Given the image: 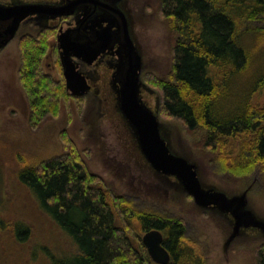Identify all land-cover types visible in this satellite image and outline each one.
Returning <instances> with one entry per match:
<instances>
[{
  "label": "rangeland",
  "instance_id": "374dc122",
  "mask_svg": "<svg viewBox=\"0 0 264 264\" xmlns=\"http://www.w3.org/2000/svg\"><path fill=\"white\" fill-rule=\"evenodd\" d=\"M49 1L53 0H0V4ZM161 7L162 0H124L121 4L143 58L142 97L158 114L163 135L173 153L197 166L205 188H214L229 196L242 194L245 191L242 182L224 179L212 166L215 153L203 148L201 132L189 131L180 121L161 116V97L154 81H172L173 47L177 39L172 23L161 15ZM70 21L28 20L0 50V264H53V256L80 253L75 242L19 181L23 168L37 169L47 160L66 155L82 159L89 172L102 179V185L116 191L137 209L181 219L187 227L185 240L193 249L194 264L199 261L202 264H259L263 232L245 229L229 242L234 228L230 216L198 206L176 178L157 173L143 157L117 109L108 62L98 67L82 64L92 85L90 93L79 100H63L58 117L47 116L38 126H31L29 96L19 72L23 49L36 45L30 42L25 47L22 39L29 36L45 40L44 47L30 54H38L40 50L45 74L59 81L64 76L57 51V33L52 27L66 29ZM101 182L96 181L95 185ZM247 198L249 208L264 220L262 185L250 191ZM17 222L30 229L26 241L18 240L14 233Z\"/></svg>",
  "mask_w": 264,
  "mask_h": 264
},
{
  "label": "trees",
  "instance_id": "16d2710c",
  "mask_svg": "<svg viewBox=\"0 0 264 264\" xmlns=\"http://www.w3.org/2000/svg\"><path fill=\"white\" fill-rule=\"evenodd\" d=\"M161 15L177 34L172 81L153 82L161 116L201 132L203 148L215 153L211 164L224 179L242 182L245 190L264 188V0H162ZM22 41L36 45L23 47L19 72L35 127L47 116L58 117L63 100L81 98L68 94L64 78L45 74L40 50L30 54L44 47L43 38ZM101 180L72 155L20 171V183L80 250L53 256V264H156L141 237L153 229L165 236L169 264H194L181 219L143 212ZM13 229L26 241V224ZM258 259L264 264V245Z\"/></svg>",
  "mask_w": 264,
  "mask_h": 264
},
{
  "label": "water",
  "instance_id": "95a60500",
  "mask_svg": "<svg viewBox=\"0 0 264 264\" xmlns=\"http://www.w3.org/2000/svg\"><path fill=\"white\" fill-rule=\"evenodd\" d=\"M123 0L111 3L91 0H71L62 6L46 4H0V50L13 40L20 26L30 17L47 20L72 15L84 8V17L75 29L58 36L60 58L66 89L74 97H84L92 90L89 77L78 69L76 60L92 66L107 51L115 48L117 62L113 67L111 88L116 96L117 109L129 129L143 157L159 174L174 177L194 202L204 209H216L234 221L229 242L243 230L255 229L264 233V220L248 206L249 186L242 194L229 196L214 188H205L197 166L171 150L164 137L158 114L142 97L143 58L130 32L126 14L118 7ZM103 11L109 14L108 25ZM164 234L153 229L143 235V244L156 264H169L171 255L164 246Z\"/></svg>",
  "mask_w": 264,
  "mask_h": 264
},
{
  "label": "flooded vegetation",
  "instance_id": "af4514ba",
  "mask_svg": "<svg viewBox=\"0 0 264 264\" xmlns=\"http://www.w3.org/2000/svg\"><path fill=\"white\" fill-rule=\"evenodd\" d=\"M68 1H71V0H53V1H49V2H29V3H33V4H46V5H52V6H62V5H64V4H67V2ZM91 1H99V2H106V3H111L110 1L111 0H91ZM124 1V0H123ZM122 1V2H123ZM122 2L121 3H119L118 4V7L123 11V9L121 8V4H122ZM124 12V11H123ZM99 13L101 14V13H103V17H104V19L106 20V22L103 24L104 26H106V25H108V21H110V20H112V19H110V17H109V14L107 13H105V12H103V11H99ZM125 13V12H124ZM84 8H82V9H80V10H77L74 14H72V15H67V16H63V17H61V18H57V19H51V20H47V19H45V18H40V17H30V18H28L26 21H28V20H31V19H33V20H38V21H47V22H52V21H63V20H67V19H70L71 21L67 24V28L66 29H64V27L62 26V27H60V28H55V27H52L54 30H55V32L57 33L56 34V38H57V51H58V54H59V56H60V53H61V50H60V48H59V43H58V36H59V34L61 33V31L62 32H64V31H66V30H69V29H75V28H77L78 27V24L80 23V21L83 19V17H84ZM25 21V22H26ZM25 22H23L22 23V25L25 23ZM21 25V26H22ZM21 26H20V28H21ZM51 28V29H52ZM20 30V29H19ZM19 32V31H18ZM115 50H116V48L112 51V52H110V51H107L104 55H102L100 58H99V60L98 61H96V63H94L92 66H88L87 64H85V63H83V62H81V61H79V60H76V62H77V65H78V69L81 71V72H83L84 74H86L83 70H82V64H84V65H86V66H88V67H98L99 65H101L103 62H108V64H109V67H110V69L112 70V73H113V67L115 66V64H116V62H117V55L115 54ZM61 59V58H60ZM62 64V63H61ZM62 69H63V67H62ZM87 75V74H86ZM63 76H64V73H63ZM88 76V75H87ZM89 77V76H88ZM111 78H112V75H111ZM64 80H65V77H64ZM89 80H90V78H89ZM65 83H66V80H65ZM90 84H91V82H90ZM110 85H111V80H110ZM71 95V94H70ZM135 142H136V140H135ZM137 144V143H136ZM138 147V146H137ZM139 149V148H138ZM209 210H216V209H209ZM218 211V210H217Z\"/></svg>",
  "mask_w": 264,
  "mask_h": 264
}]
</instances>
